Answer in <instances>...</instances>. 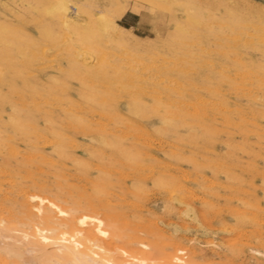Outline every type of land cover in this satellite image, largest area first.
<instances>
[{
    "label": "rangeland",
    "instance_id": "374dc122",
    "mask_svg": "<svg viewBox=\"0 0 264 264\" xmlns=\"http://www.w3.org/2000/svg\"><path fill=\"white\" fill-rule=\"evenodd\" d=\"M67 1L0 0V218L41 193L134 264H264V0Z\"/></svg>",
    "mask_w": 264,
    "mask_h": 264
},
{
    "label": "bare ground",
    "instance_id": "6f19581e",
    "mask_svg": "<svg viewBox=\"0 0 264 264\" xmlns=\"http://www.w3.org/2000/svg\"><path fill=\"white\" fill-rule=\"evenodd\" d=\"M50 8L52 10H55V11L65 12L67 24L69 22H80L79 21L80 20L79 15L76 14L77 16H75V17H72L70 15L71 14L70 13L71 5L69 4V2L67 0H51ZM48 10L51 11L50 9H48ZM58 13H60V12H58ZM91 16H92V14H91ZM91 16H88L89 20H87V22H91V23L94 22V23L98 24L100 27H107L108 25L112 24L109 21V19L106 17V15H104V14L97 15L98 17L94 20H93L94 16H93V18H91ZM59 19H60V17H59ZM83 21H84V19H83ZM83 21H82V23H86V21L85 22H83ZM76 25H78V24H76ZM71 26H73V24ZM49 30H50V28H49ZM61 31L62 30H60V32ZM64 33H66V32H64ZM42 34L44 36L45 35L48 36V38H51V37L53 38V36L49 32H45L42 30ZM37 52L40 53L39 51H37ZM26 54H28V53H26ZM30 54H29V56H32ZM32 54H33V52H32ZM66 54H67V51H66ZM19 55H21V54H19ZM80 55H81V53H80ZM95 55H96V53H95ZM24 56L25 55H23V57ZM41 56L43 57V54ZM28 57H27V61H29ZM35 57H37V56H35ZM35 57L34 56L29 57V59L35 58ZM70 57H71V60L74 61L73 64H76V68H77V65H78L77 64V62H78L77 56L72 55L70 52ZM20 58H22V57H20ZM68 59H70V58H68ZM22 60H24V59H22ZM31 60H33V59H31ZM19 61H21V60H19ZM72 61H70V62H72ZM34 62H32V63H34ZM36 62H38V60ZM28 63H30V62H28ZM106 66L108 67V65H106ZM81 68H82V66H81ZM99 70H101V69H99ZM23 83H24V81H23ZM25 83L27 84L26 81H25ZM16 110L17 109L12 108L13 113L11 114L9 121L11 119V121L13 123V124H11L13 127L11 129H13V130L15 129L14 131H16V129H18L20 131L21 129H19V128H21V123H22L20 120L21 119L23 120V118L20 117V114H18L16 112ZM37 110L38 109H36L35 111H37ZM41 112L42 111L40 110V113ZM29 113H31V112H29ZM48 115L50 116V114H48ZM33 116H30V118L31 117L33 118ZM45 116H47V115H45ZM44 118H45V120L46 119L50 120V119H48L50 117H47V118L44 117ZM31 119L29 121H31ZM51 121L52 120H50L49 122H51ZM24 122H25V120H24ZM32 122L33 121H31V123ZM44 123L48 127L49 123L48 124L46 122H44ZM27 125L30 126V124H27ZM35 125H33V126H35ZM46 125H43V126L45 127ZM49 125L51 126V125H53V123L49 124ZM35 129H36V127H35ZM36 130H39V129H36ZM42 131H43V128H42ZM44 131H47L46 127H45ZM26 132L29 133L30 131H25V133ZM56 149H58V148H56ZM24 200H25V202H24L25 213H26L27 217L30 219V221H32L31 223L33 224V226H30V225H25V227H23V225H22V227L15 226V225L13 226V225H10L9 222H7V220L0 218V249L3 250L4 252H7V254L16 255L15 257H19L20 259H23L27 264H134L133 263L135 261L134 256H131L126 261L121 259V258H117L116 255H117V253H119L120 250L112 249L110 251H107L106 249H104L101 246L102 240L100 238L93 237L94 235L91 238H87V237L84 238L82 236V233L80 232V230L78 228V224L80 223V219L82 218V216H78V217L71 216L69 214V212L64 208V206L59 204L58 201L52 200L51 197H48V196L43 195L41 193L29 194L27 196V198ZM140 245L143 248L149 247V245L147 243H144V242H141ZM179 254H180V252L179 253H173L172 255H170L168 264H195L194 262H192L191 259H185V257H182ZM140 262L144 263V260H140Z\"/></svg>",
    "mask_w": 264,
    "mask_h": 264
},
{
    "label": "crops",
    "instance_id": "0c3cea01",
    "mask_svg": "<svg viewBox=\"0 0 264 264\" xmlns=\"http://www.w3.org/2000/svg\"><path fill=\"white\" fill-rule=\"evenodd\" d=\"M118 19L119 21L126 24V27H129V28H133L135 24L138 23L137 12L132 11L130 9L124 11V13Z\"/></svg>",
    "mask_w": 264,
    "mask_h": 264
},
{
    "label": "trees",
    "instance_id": "16d2710c",
    "mask_svg": "<svg viewBox=\"0 0 264 264\" xmlns=\"http://www.w3.org/2000/svg\"><path fill=\"white\" fill-rule=\"evenodd\" d=\"M120 24H122V25H125L126 26V24H124L123 22H121V21H118Z\"/></svg>",
    "mask_w": 264,
    "mask_h": 264
}]
</instances>
